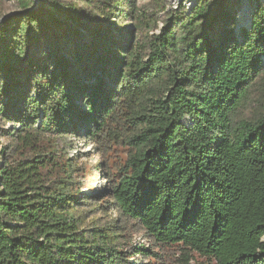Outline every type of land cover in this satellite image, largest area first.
I'll list each match as a JSON object with an SVG mask.
<instances>
[{
    "label": "trees",
    "instance_id": "trees-1",
    "mask_svg": "<svg viewBox=\"0 0 264 264\" xmlns=\"http://www.w3.org/2000/svg\"><path fill=\"white\" fill-rule=\"evenodd\" d=\"M8 1L17 11L0 9V125L13 126L0 132V264H134L98 197L69 194L59 172L70 179L71 165L43 148L80 129L99 142L128 128L134 151L110 188L118 218L154 247L264 264V115L237 119L264 79V3L247 0L250 23L237 31L241 0L167 12L157 0Z\"/></svg>",
    "mask_w": 264,
    "mask_h": 264
},
{
    "label": "rangeland",
    "instance_id": "rangeland-1",
    "mask_svg": "<svg viewBox=\"0 0 264 264\" xmlns=\"http://www.w3.org/2000/svg\"><path fill=\"white\" fill-rule=\"evenodd\" d=\"M41 0H34L35 8L40 6ZM44 1V0H43ZM48 1V0H46ZM70 1V0H64ZM79 3V0H74ZM166 1V12L172 10L180 11L182 8H186L187 11L192 10L196 0H180L178 3H173L172 0H157ZM264 3V0H261ZM36 2L38 5L36 6ZM81 3V2H80ZM84 5V3H81ZM234 5V4H233ZM237 10V31L241 27H248L251 19L252 9L249 7L247 0H241ZM235 5L232 6V10L235 9ZM4 12L7 11V15H13L17 11L14 4L8 0H0V9ZM5 16V17H6ZM0 19V23L4 20ZM163 14H160L158 18H162ZM158 27L161 29L162 24L158 21ZM154 34H158L159 30H155ZM138 106L132 105L130 113L137 111ZM264 115V79L256 84L251 93L249 100L243 105L241 112L238 114L237 119L251 121ZM181 123L183 125L189 124L188 117H185ZM3 125V126H2ZM13 126L11 124H1L0 132L2 130H11ZM119 133V132H118ZM132 133V129H127L123 133L116 135V137L101 139L99 142H93L85 135L82 129L79 130L77 135H64L63 137L54 136L50 138L49 142H44L43 148L49 155H54L59 161L61 166L65 163L66 169L70 167V179L67 176H62L61 181L69 182L67 189L69 194L76 195L75 191L79 189L82 194L86 196H97L96 202L104 209L107 217H112L113 223L106 227L111 228L113 232L120 235V241L122 243L121 250L125 251V255L129 257L130 262L134 264L147 263L150 264H215L211 259H207L191 250L185 249L182 245L173 246H156L151 245V241L145 234V231L140 225L130 219H119L115 212V206L111 199L110 188L122 175V167L126 160L133 153V148L128 143V138ZM5 142L0 140V144ZM98 153V154H97ZM103 155L104 161L101 166V156ZM100 159V160H99ZM62 168V167H61ZM63 169V168H62ZM73 170V171H72ZM103 225V224H101ZM82 229L91 228L88 222H85ZM135 247H144L146 249H152L155 251L157 257L151 258V260H144L143 258H131V254ZM133 250V251H132Z\"/></svg>",
    "mask_w": 264,
    "mask_h": 264
},
{
    "label": "bare ground",
    "instance_id": "bare-ground-1",
    "mask_svg": "<svg viewBox=\"0 0 264 264\" xmlns=\"http://www.w3.org/2000/svg\"><path fill=\"white\" fill-rule=\"evenodd\" d=\"M180 0H172L173 3H178Z\"/></svg>",
    "mask_w": 264,
    "mask_h": 264
},
{
    "label": "water",
    "instance_id": "water-1",
    "mask_svg": "<svg viewBox=\"0 0 264 264\" xmlns=\"http://www.w3.org/2000/svg\"><path fill=\"white\" fill-rule=\"evenodd\" d=\"M37 4H36V6L38 5V2H36Z\"/></svg>",
    "mask_w": 264,
    "mask_h": 264
}]
</instances>
